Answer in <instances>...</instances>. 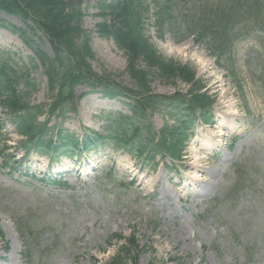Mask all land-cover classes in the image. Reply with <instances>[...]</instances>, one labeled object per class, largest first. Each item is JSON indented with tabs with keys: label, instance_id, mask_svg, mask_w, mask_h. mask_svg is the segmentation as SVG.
Masks as SVG:
<instances>
[{
	"label": "rangeland",
	"instance_id": "rangeland-1",
	"mask_svg": "<svg viewBox=\"0 0 264 264\" xmlns=\"http://www.w3.org/2000/svg\"><path fill=\"white\" fill-rule=\"evenodd\" d=\"M103 1L114 0H72L92 53L88 63L94 73L132 89L124 51L97 33L96 25L110 21L98 16ZM19 21L0 13L6 27L0 28V57L31 69L35 90L28 103L48 109L45 68L7 29ZM145 28L159 54L193 68L214 100L211 123L194 122L176 164L158 157L157 164L144 166L109 144L49 162L34 152L23 157L22 139L0 106V264H107L121 245L114 236L131 233L141 250L137 264H264V38L237 42L231 77L191 40L177 44L167 35L159 41L150 25ZM36 37V47L51 56ZM148 85L165 96L189 88L154 74ZM130 102L78 87L74 112L59 117L47 110L39 124L47 121L50 132L61 129L75 139L104 135L106 116L129 115ZM166 112L160 108L145 121L157 131L168 121ZM188 156L202 163L187 169Z\"/></svg>",
	"mask_w": 264,
	"mask_h": 264
},
{
	"label": "trees",
	"instance_id": "trees-1",
	"mask_svg": "<svg viewBox=\"0 0 264 264\" xmlns=\"http://www.w3.org/2000/svg\"><path fill=\"white\" fill-rule=\"evenodd\" d=\"M97 7L98 16L110 18L109 22L96 25L97 33L124 51L125 71L134 83L132 89L122 88L105 74L92 71L88 63L92 53L80 27L82 14L72 0H0V13L20 20L19 27L9 25L7 29L32 48L45 68L43 75L51 102L48 114L64 116L74 112V91L81 86L100 90L109 99L120 95L132 102L127 104L129 115L106 116L104 136L92 133L84 140L85 149L108 142L144 165L153 162L158 154L180 160L194 122L198 119L203 124L211 123L214 100L204 91L190 65L164 58L156 51L145 27L150 25L160 41L167 35L178 44L191 40L233 77L237 42L250 37L264 38V0H114L98 3ZM25 32L30 36L26 38ZM36 34L46 42L51 56L36 47L32 41ZM149 74L177 79L189 88L184 94H154L148 85ZM31 90H35L31 69L11 57H0V106L22 138L19 145L24 155L31 151L48 156L62 154L65 148L78 153L80 146L73 136L59 130L55 133L56 142L52 140L53 133L48 137L50 129L37 120L45 114L46 106L28 104ZM160 108L167 110L172 124L154 131L145 119ZM126 243L107 264H126V260L138 256L140 250L134 234ZM132 264H136L135 259Z\"/></svg>",
	"mask_w": 264,
	"mask_h": 264
},
{
	"label": "bare ground",
	"instance_id": "bare-ground-1",
	"mask_svg": "<svg viewBox=\"0 0 264 264\" xmlns=\"http://www.w3.org/2000/svg\"><path fill=\"white\" fill-rule=\"evenodd\" d=\"M194 157H191V156H188L185 160V165L187 166V169L188 168H193V169H196L199 167V164L202 163V160H199V161H194L193 159Z\"/></svg>",
	"mask_w": 264,
	"mask_h": 264
}]
</instances>
